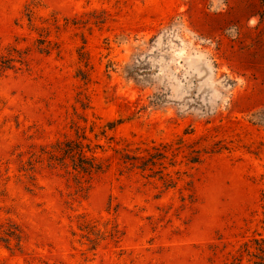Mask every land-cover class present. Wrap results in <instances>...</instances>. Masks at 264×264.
<instances>
[{"label": "rangeland", "instance_id": "obj_1", "mask_svg": "<svg viewBox=\"0 0 264 264\" xmlns=\"http://www.w3.org/2000/svg\"><path fill=\"white\" fill-rule=\"evenodd\" d=\"M0 66V264H264V0H0Z\"/></svg>", "mask_w": 264, "mask_h": 264}, {"label": "trees", "instance_id": "obj_2", "mask_svg": "<svg viewBox=\"0 0 264 264\" xmlns=\"http://www.w3.org/2000/svg\"><path fill=\"white\" fill-rule=\"evenodd\" d=\"M29 18L31 20L32 18L31 14H29ZM6 68H7L6 66H0V73L3 72V70H5ZM110 125H113V123ZM71 157L73 158L74 154ZM82 159L85 162L81 166H78V165L76 166L77 169L82 170L81 172H84L85 174L89 175V174H92L93 171L98 172L99 170H101V164L99 162L97 163L95 161L96 160L95 158H92V160H89V159L86 160V158H82Z\"/></svg>", "mask_w": 264, "mask_h": 264}]
</instances>
